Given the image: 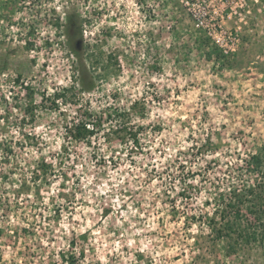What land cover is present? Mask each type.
<instances>
[{
  "label": "rangeland",
  "instance_id": "374dc122",
  "mask_svg": "<svg viewBox=\"0 0 264 264\" xmlns=\"http://www.w3.org/2000/svg\"><path fill=\"white\" fill-rule=\"evenodd\" d=\"M186 1L0 0V264H264L227 207L264 149V5L219 6L215 38ZM221 214L248 242L213 240Z\"/></svg>",
  "mask_w": 264,
  "mask_h": 264
},
{
  "label": "trees",
  "instance_id": "16d2710c",
  "mask_svg": "<svg viewBox=\"0 0 264 264\" xmlns=\"http://www.w3.org/2000/svg\"><path fill=\"white\" fill-rule=\"evenodd\" d=\"M64 32L68 41L69 51L81 62L75 82L80 92H88L95 87V77L93 72H91V69H93L92 65L90 68L82 62L81 28L74 17L69 16L67 18ZM85 120L87 119H82L73 125L70 132L74 140H83L96 134V124ZM124 128V126L120 125L119 132H127V129ZM128 135L129 138L131 137L132 141L137 144L138 141L135 134L128 133ZM119 140L123 139L121 138ZM247 163L250 171L254 174V183L251 187L241 189L239 192L235 190L232 191L228 197L227 207L229 210H234L236 215H239L240 208L244 204H247L256 221L254 223L264 222V149L251 155ZM219 219L221 226L219 225L216 227L218 223L215 222V225L211 227V230L214 232L213 240L235 236L237 240L248 242L250 235L247 225H243L239 219L230 221L229 217H226L224 214H221Z\"/></svg>",
  "mask_w": 264,
  "mask_h": 264
},
{
  "label": "built area",
  "instance_id": "2783aa9c",
  "mask_svg": "<svg viewBox=\"0 0 264 264\" xmlns=\"http://www.w3.org/2000/svg\"><path fill=\"white\" fill-rule=\"evenodd\" d=\"M252 3L254 5H264V0H187L186 5L192 15V18L198 21L199 25H203V22L212 23L206 24L205 28L208 33L215 38H219L222 34L226 35V31L222 30L218 22L223 21V16L219 13V6H231V10H234V6L243 8ZM219 28V29H218ZM231 36L228 33V37ZM226 45H224L225 47ZM228 50L224 49V53H227Z\"/></svg>",
  "mask_w": 264,
  "mask_h": 264
}]
</instances>
